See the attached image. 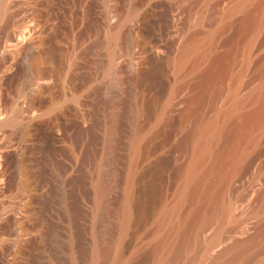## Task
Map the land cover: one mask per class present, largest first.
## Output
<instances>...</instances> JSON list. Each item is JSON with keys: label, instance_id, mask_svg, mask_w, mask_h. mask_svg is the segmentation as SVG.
<instances>
[{"label": "rangeland", "instance_id": "obj_1", "mask_svg": "<svg viewBox=\"0 0 264 264\" xmlns=\"http://www.w3.org/2000/svg\"><path fill=\"white\" fill-rule=\"evenodd\" d=\"M130 39L113 82L112 43ZM0 42V264H150L171 223L202 204L205 234L221 225L226 237L202 261L194 241L195 262L264 257V115L233 127L259 104L264 0H0ZM212 121L218 156L199 160ZM193 168L212 194L181 199ZM239 195L222 221L220 204ZM249 237L239 256L216 257Z\"/></svg>", "mask_w": 264, "mask_h": 264}, {"label": "bare ground", "instance_id": "obj_2", "mask_svg": "<svg viewBox=\"0 0 264 264\" xmlns=\"http://www.w3.org/2000/svg\"><path fill=\"white\" fill-rule=\"evenodd\" d=\"M213 5L211 3H206L205 4V9L208 10L211 7H213ZM31 29L33 30V28H31ZM14 31H15V33L17 32V30H14ZM190 43L192 44V47H194L196 45L195 42H189V44ZM189 44H187V45H189ZM1 45H2V42H0V47H1ZM135 46H136V42L133 39H130L123 48H119L121 46L118 47L117 45L112 43V46H111V49H110V61H109L108 73L110 75L109 78H111L113 82L118 81V78H119L118 69H117L116 65L114 66V64H115L114 61H115L116 57H118L119 55H121L124 52H126L127 54L129 52H132V50H134ZM187 47L190 48V45L187 46ZM189 48H188V51L190 50ZM180 59L178 61H180ZM262 71L263 72L261 74H263V77H264V66H263V70ZM38 77H39V75L36 72V70H33V71L29 72L27 80H28L29 83L35 85V83L38 81L37 80ZM250 97L251 98H257L259 100L258 107L254 111H251V112L247 113L245 118H244V120L242 121V123L241 122L239 124L238 123H236V124L233 123V125H234L233 127L242 129V128L249 127L250 125H252V121L254 119L255 120L256 119H260V118L262 119V117L264 115V79H262V82H260L259 85L255 86L251 90ZM138 110H136L135 113L138 114L139 113ZM227 111H224V113H228ZM222 114L223 113H221L220 115H222ZM217 125H218L217 121H212V122H207L206 125L204 126L203 131L206 132L205 133L206 136L204 137L203 140L202 139L200 140V143H199L200 145L198 147L197 153L195 154V156L199 160L201 158H204L205 156H207L209 154H213L215 152H216L215 154L218 156L217 151L213 147V142L215 140V137H214L215 136V131H216V129H218ZM260 136L262 138L263 135H260ZM197 158H196V160H197ZM232 164H233V162H232ZM239 165H240L239 162H235L232 165L233 167L231 169L232 170L233 169H237V168L239 169ZM194 168L193 169H188L185 172V174H184V179H183L184 183L182 184L183 188L179 192V194H180L179 197L181 199H185V198H189V197L192 198V196H194L195 194H203V195H207V196L212 194V189H210V188L212 187L211 185L213 184V182H210L208 179L206 180L207 177L204 178L205 175L204 176L203 175H199L198 172H197L198 173L197 174L194 171L195 170ZM234 173H235V171L232 172V174H234ZM239 173H241V172H239ZM206 176H207V174H206ZM229 176H232V175L228 174L227 177L225 176L226 177L225 179L229 180L230 179ZM205 180H206V185L207 186L203 188ZM217 180H222V179L221 178H219V179L217 178ZM217 184H219V182ZM250 186H252V185H250ZM263 186L260 185L259 186L260 187L259 190L254 186L257 189V191H258V201L257 202H258L259 207H262V206L264 207V187ZM252 191H254V190H252ZM192 192H195V194L192 193ZM240 195L237 196V197H232V198H230V200L228 199L229 201L227 203L225 202V204L222 203L223 205L220 204L219 208L221 209V212L219 211L220 212L219 216H220L222 221L227 219L228 217L230 218L232 216V214H231L232 209L234 207H236L237 205H240V202L242 200V196H240ZM255 197H256V194H255ZM243 201L244 200H242V202ZM124 204H126V202H124ZM202 205L199 208L196 206L197 207V208L195 207L196 209L193 207L195 210L193 211V213H191V218L188 216L190 219L187 222L184 223L185 218L183 220V223H182V221H181V223H178V222L175 223V221H176L175 220V221H173L174 223H171V226L168 227L169 229L167 231H165L163 235L161 234L162 237H161V240L159 241V242H161V244L159 246V249H160L159 255H157L156 252L152 253L153 255L152 254L151 255H152L153 259H152L150 264H196L198 262V260H197V262H195L194 259H195V251L197 250V247H195L194 245H195V243L199 242L198 239H200V244H201V251H200V255H199L201 261H202V259L206 260V259H208V257H210V255L212 253V250L214 249V247H216L217 244H219L222 241V239H224V237H226L225 236L226 233H225V229H223L221 227V225H219V227H217L215 232H212L211 234H209L207 232L208 234L207 235L205 234L207 229L211 226V222L213 220L212 218L214 217V215H211V216H213V217H211L209 214H207V212L202 210V208L204 206L206 207L205 204H204V206H202ZM218 205H219V201H218ZM126 206H124V207H126ZM198 206H199V204H198ZM126 208H122V209H124L123 212H125V213L128 211V209H126ZM259 209H261V208H259ZM260 215H261V213H260ZM246 218L247 217L242 218V219L245 221ZM221 223L222 222H220V224ZM188 229H191V231L190 232L187 231ZM259 229L260 230H259L258 233H264V223L263 222H262V225H261V227ZM194 241H198V242L194 243ZM252 242H253V237L252 238L249 237V238L244 239V240H239V241L233 243V245L221 249L219 252H217L216 257H221V256H224V255H227L232 250H233V252H232L231 257H237L241 253H243L245 251V249L249 245L252 244ZM195 248H196V250H195ZM115 264H124V263H123V261L118 260ZM197 264H200V262L197 263ZM254 264H264V257L262 259H260L258 262L254 263Z\"/></svg>", "mask_w": 264, "mask_h": 264}]
</instances>
